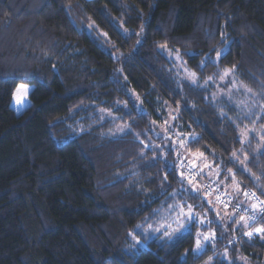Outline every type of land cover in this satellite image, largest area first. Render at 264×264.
Returning a JSON list of instances; mask_svg holds the SVG:
<instances>
[{"label":"trees","instance_id":"1","mask_svg":"<svg viewBox=\"0 0 264 264\" xmlns=\"http://www.w3.org/2000/svg\"><path fill=\"white\" fill-rule=\"evenodd\" d=\"M227 68L254 104L214 99ZM260 109L264 0H0V264H229L227 251L264 264V237L179 171L181 146L230 171L236 202L247 186L264 196V135L238 137ZM170 203L205 211L217 249L193 252V223L130 251L134 227Z\"/></svg>","mask_w":264,"mask_h":264},{"label":"rangeland","instance_id":"2","mask_svg":"<svg viewBox=\"0 0 264 264\" xmlns=\"http://www.w3.org/2000/svg\"><path fill=\"white\" fill-rule=\"evenodd\" d=\"M163 53H165L169 59L173 62V69L176 71V73L182 77L183 79H186L190 82H192L191 74L194 73L192 70H190L186 63L182 60L181 55L176 52L169 50L165 48L164 46H161L160 48ZM226 47L223 49H220L217 54L219 53L220 55L218 56L217 54L214 56L213 61L217 62L220 58V56L223 54L225 51ZM226 70H231L228 75H225ZM195 80L197 81L196 75H195ZM212 79H207L206 82L211 81ZM216 82V89L214 90L215 92L213 93L214 99H218L220 97H225L226 99H232L233 101L237 102L238 104H245V103H250V97H251V104H254V101L252 102V95L250 90L243 84L241 83L235 76L234 72L232 69L227 68L223 70L220 74V76L215 80ZM193 83V82H192ZM254 99V98H253ZM242 105V106H243ZM246 111V110H245ZM257 118L262 119V123L259 124L258 126H252V125H247L244 128H240L238 131V137L241 140L242 145H244L249 137L253 134L256 135L257 138H262V135H264V109L261 111V109L257 113ZM170 123V122H169ZM164 125V124H163ZM162 125V127H163ZM125 126L119 125L116 128L117 132H123L125 130ZM179 154H180V162L183 163H188L191 166L194 167V170L196 171V174L184 176L183 175L186 183H188L189 187L191 190H196L201 192L203 198L209 203V205L216 210L217 213H221L223 215L229 214L228 210L231 208L228 207H223L219 205L215 199L211 195H207L206 189L207 185L210 184L208 183L209 181H212L214 184L217 186H221L223 190L230 192L231 194L234 195H240L241 191L238 193H234L232 189L235 187V179L230 173V171L226 170V174L223 176V178L219 177V169H216L211 166V163L207 162V160L200 155L199 153H194V152H189L185 150L183 147L180 146L179 148ZM242 161V159H241ZM180 171V170H179ZM229 176V177H228ZM208 183V184H207ZM227 188V189H226ZM212 201L215 203H212ZM241 204L243 206H248V210L250 212H254L255 209L252 208L251 202L247 204L246 199L242 196V199L240 200ZM217 204V205H216ZM174 204L170 203L168 206L164 205L161 206L159 209H157V214L155 213L153 217L148 220L145 219L143 221H140L139 224H137L134 229L130 233V245H129V250H136L138 248H145L148 246L147 242L152 239L155 236H159V238H169L168 236L164 235L165 232V225H171L173 228L176 227V224L173 223V221L177 218L180 208L177 207L175 211H171L169 206H173ZM175 206V205H174ZM184 206V205H183ZM188 204L184 206L183 210L187 212ZM193 212L197 215V228H196V241H197V233H202L204 235H210L212 233L215 234V231L213 227H210V217L207 215L205 211H200L196 210L195 208L192 207ZM233 212V211H232ZM237 215V223L238 225H242L245 227L243 235L247 238H249L247 235H245L246 232H253L254 235L258 234L255 233L256 228H261L259 223L262 219H264V214L258 217V220H255V222H249L247 225H245L244 221L240 220L241 216H245L247 218V215L243 214L242 212L239 211H234V213H231L230 216H236ZM202 220L203 223H200L199 221ZM215 221L219 222L218 218H215ZM159 228L160 231H154V229ZM170 231V229H169ZM138 232L140 235H142V239L138 237ZM253 235V236H254ZM216 236V234H215ZM214 236V238H215ZM172 238V237H171ZM202 245L204 247L206 246V243H209L211 245V248L217 249L214 243L212 242H205L203 240V236L200 237ZM139 241V242H137ZM203 247V250H204ZM196 248V242L195 246L193 248V252L195 253H200L201 251L197 252L194 251ZM202 250V251H203ZM228 252V251H227ZM227 252H223L222 256L227 259L229 264L233 263V258L228 256ZM236 264H249L247 259L244 256L241 255H236L234 257ZM209 261V259L207 260Z\"/></svg>","mask_w":264,"mask_h":264},{"label":"snow or ice","instance_id":"3","mask_svg":"<svg viewBox=\"0 0 264 264\" xmlns=\"http://www.w3.org/2000/svg\"><path fill=\"white\" fill-rule=\"evenodd\" d=\"M217 55L219 56L220 54L218 53ZM201 66L203 67V65H201ZM230 71L231 70H226L225 71V75H228ZM191 78H192V82L196 83L195 73L191 74ZM21 87H23V86H21ZM17 91H19V89ZM25 91H27V89H25ZM192 139L195 140L196 138L192 137ZM235 156H236V153H233V157H235ZM166 179H167V177H165V180ZM237 190H238V185H237ZM244 195H245L246 198H250V197L251 198H255V193L249 194V193L245 192ZM169 207H170L171 211H175L176 208L179 207L180 208V212H179L177 218L173 221V223L176 224V227L173 228L170 224L169 225H165L164 226L165 227L164 235L168 236L171 239V237L174 234L182 235L185 232H190L191 231V225L193 223H196L197 219H198L197 215L192 210V205H188L187 206V208H188L187 212H185L183 210V208H184L183 205H176V206H169ZM256 207H257L256 204L252 205L253 209H255ZM240 220L244 221L245 225H247L249 222H255V213L252 216L247 217V218L245 216H241ZM199 222L203 223L202 220H200ZM169 229H170V231H169ZM154 231H160V229L157 228V229H154ZM255 233H259V234L262 235V237H264V228H256L255 229ZM245 235H247L249 238H251L254 235V233L253 232H246ZM201 236H203V240L205 242L214 243V236H215L214 233H212L210 235H204V234L198 232L197 233V237L198 238H197V241H196V248L194 249V251L199 252V251L203 250L204 245H202V243H201V239H200ZM137 242H139V241H137ZM209 259H211V258H209Z\"/></svg>","mask_w":264,"mask_h":264},{"label":"built area","instance_id":"4","mask_svg":"<svg viewBox=\"0 0 264 264\" xmlns=\"http://www.w3.org/2000/svg\"><path fill=\"white\" fill-rule=\"evenodd\" d=\"M179 170L184 176L196 174L194 167L188 163H179ZM210 183V184H208ZM207 184L206 194L211 195L215 201L223 206L233 209L234 211L242 212L243 214L247 215V217L252 216L255 213V220H258V217L264 214V196L259 194L253 187L247 186L244 193L247 192L249 194L255 193V198H246L244 193V199L248 200L252 204H256L257 207L255 208L254 212H250L248 206H243L240 202H236L233 197L225 192L221 187L214 184L212 181H209Z\"/></svg>","mask_w":264,"mask_h":264},{"label":"crops","instance_id":"5","mask_svg":"<svg viewBox=\"0 0 264 264\" xmlns=\"http://www.w3.org/2000/svg\"><path fill=\"white\" fill-rule=\"evenodd\" d=\"M234 181H235V187L232 189V191L234 193H238L240 191V188H239V185H238L237 181L236 180H234ZM237 185H238V190H237Z\"/></svg>","mask_w":264,"mask_h":264}]
</instances>
